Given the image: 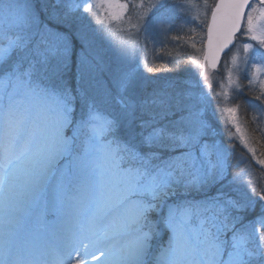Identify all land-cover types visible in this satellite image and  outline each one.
Here are the masks:
<instances>
[{"label": "snow or ice", "instance_id": "1", "mask_svg": "<svg viewBox=\"0 0 264 264\" xmlns=\"http://www.w3.org/2000/svg\"><path fill=\"white\" fill-rule=\"evenodd\" d=\"M262 77L264 0H0V264H264Z\"/></svg>", "mask_w": 264, "mask_h": 264}, {"label": "rangeland", "instance_id": "2", "mask_svg": "<svg viewBox=\"0 0 264 264\" xmlns=\"http://www.w3.org/2000/svg\"><path fill=\"white\" fill-rule=\"evenodd\" d=\"M214 1L215 0H207V2H208V4H210V5H213L214 4ZM195 2H197V3H203V0H195ZM256 2V0H254L253 1V3H255ZM203 11H204V9H201V13H203ZM120 27H123V28H126L127 27V25H121ZM173 35H175L176 33H172ZM181 35H183V34H181ZM157 46H160V45H157ZM162 48H163V50H162V53H161V56H164L165 58H170V56H169V53H171L170 51H171V49L170 48H172V50H174L175 48H176V46L175 45H173V44H166V45H164V46H161ZM165 47H167V49L166 50H164V48ZM174 48V49H173ZM157 49V48H156ZM156 55V50L155 51H153L152 50V48H151V46L149 47V51H148V53H147V55H146V57H142V59L145 61V63L147 64V66L149 67L150 66V64H151V62L154 60V56ZM262 78H264V77H262ZM217 79H219V76L217 75L216 77H214L213 78V88L215 89V92L216 93H219V91H220V89H219V87H217V85H216V83H215V80H217ZM228 92H229V95H228V98L225 100V99H223V98H221V107H223V106H227V107H237V113H236V117H237V120H242V118H241V115H240V110H239V106H237L236 105V102H235V100H233L232 99V97L234 96V91H233V89H228ZM215 100H216V97L214 96V99H213V102H214V104H215ZM220 115V120H221V124L222 125H225V121H226V115L225 114H222V113H220L219 114ZM226 126V125H225ZM242 127H245V125H242ZM248 128L247 127H245V130H246V132L248 133V134H250V135H252L251 133H250V130H247ZM253 146H256V147H258L257 145H253ZM262 157H261V155H260V152L258 151L257 152V156L255 157V159L256 160H259V159H261ZM252 168L255 170V171H259V168L257 167V165L256 164H253L252 165ZM246 178H249V177H246Z\"/></svg>", "mask_w": 264, "mask_h": 264}, {"label": "trees", "instance_id": "3", "mask_svg": "<svg viewBox=\"0 0 264 264\" xmlns=\"http://www.w3.org/2000/svg\"><path fill=\"white\" fill-rule=\"evenodd\" d=\"M166 49H167V47L164 48V50H166ZM170 49H171L170 52H173L172 48H170ZM162 50H163V48L161 46H159L156 49V55L154 56V60L151 62L150 66H149V67H152L155 65L157 67V75H160L164 72L163 68L161 67L162 65L168 64L169 67L173 66L172 63L169 62L170 61L169 57L165 58L164 56H161ZM244 83H247V82L245 81ZM246 98L247 99L251 98L249 90H247V89L245 90V95H242V96L235 99L236 105L239 106L240 115H241L242 120L250 119V117L252 115L251 109H248L247 116H246L244 109L242 107H240L241 105H245ZM247 128H248L247 130H250V133L252 135H255L257 137V139H259V133H253L252 129L250 127H247ZM261 157L264 158V156H261Z\"/></svg>", "mask_w": 264, "mask_h": 264}, {"label": "water", "instance_id": "4", "mask_svg": "<svg viewBox=\"0 0 264 264\" xmlns=\"http://www.w3.org/2000/svg\"><path fill=\"white\" fill-rule=\"evenodd\" d=\"M218 2V1H217Z\"/></svg>", "mask_w": 264, "mask_h": 264}]
</instances>
